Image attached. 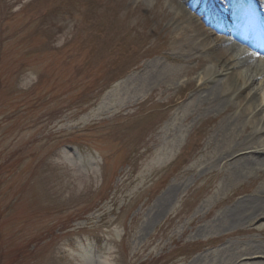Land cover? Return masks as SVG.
Returning a JSON list of instances; mask_svg holds the SVG:
<instances>
[{
    "label": "rangeland",
    "instance_id": "374dc122",
    "mask_svg": "<svg viewBox=\"0 0 264 264\" xmlns=\"http://www.w3.org/2000/svg\"><path fill=\"white\" fill-rule=\"evenodd\" d=\"M114 1L0 0V264H264V218H230L264 176L229 155L264 78L232 136L168 1Z\"/></svg>",
    "mask_w": 264,
    "mask_h": 264
},
{
    "label": "bare ground",
    "instance_id": "6f19581e",
    "mask_svg": "<svg viewBox=\"0 0 264 264\" xmlns=\"http://www.w3.org/2000/svg\"><path fill=\"white\" fill-rule=\"evenodd\" d=\"M167 1L172 9L178 13L179 18L186 24L190 32L187 38L177 41L179 51L187 58L202 59V61L211 63L214 66L204 76L201 74L200 79H203V77L204 79H213L214 76L220 74L216 81H211L212 85L206 97L208 102L213 104L216 110L234 106L235 109L241 108V112L236 115L234 114L235 116L230 117L225 123L226 128L232 132V136L247 130L250 126L246 125L253 124L257 120L260 121L262 118L256 117V107L263 101V96L260 97V95H255V93L251 92L250 94L249 92L246 93L249 88L245 90L241 89L242 87H251L252 90L256 89L257 86L254 84L255 79L257 77L264 78V54L255 62H252V56L250 55H246L243 58L239 57V55L237 56L239 53L236 52V47L232 46L228 49H223L222 37L219 35V32L224 29L214 26L211 28L212 31H208L203 26V23L198 22L185 11L183 4L186 0ZM254 2L261 5L260 8L264 10V0H252V3ZM229 14L232 16L241 15L242 10L240 5L233 7L229 11ZM213 17L216 19V16L212 12L204 16V18L209 20ZM240 68L247 69L250 75L248 80H244L241 77L238 72ZM231 99L236 103L234 106L230 105L232 103ZM251 116L252 119L250 121L245 119V117ZM240 119L244 121L240 123L242 121ZM260 125L257 128L251 127L256 130H252L244 140H240L235 144L234 149L229 152V155L234 156L235 160H241V163L245 165L247 170L258 169L260 177H262L264 176V171L262 170L264 168V143L261 146L259 145V135L264 134V119ZM230 213V218L232 221L234 220L235 225L256 218H264V180L247 196L237 201L231 208ZM243 232L245 235L259 233L264 237V230L258 229L255 226H251ZM253 246L254 254L264 256V244L255 243Z\"/></svg>",
    "mask_w": 264,
    "mask_h": 264
},
{
    "label": "trees",
    "instance_id": "16d2710c",
    "mask_svg": "<svg viewBox=\"0 0 264 264\" xmlns=\"http://www.w3.org/2000/svg\"><path fill=\"white\" fill-rule=\"evenodd\" d=\"M94 2H99V3H101V2H103V0H93Z\"/></svg>",
    "mask_w": 264,
    "mask_h": 264
}]
</instances>
